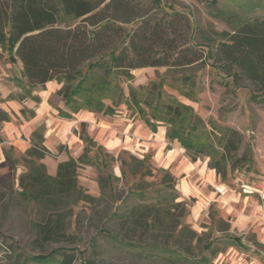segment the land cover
Masks as SVG:
<instances>
[{"label":"trees","instance_id":"obj_1","mask_svg":"<svg viewBox=\"0 0 264 264\" xmlns=\"http://www.w3.org/2000/svg\"><path fill=\"white\" fill-rule=\"evenodd\" d=\"M235 4L239 11L231 16L226 13L230 31L219 34V40L202 38L203 43H197L191 17L180 11H167L162 0L0 3V47L9 54L10 63L20 59L26 79L15 81L22 89L21 96L10 97L19 102L34 100L35 90L54 81L61 86L57 95L67 107L59 110L60 118L73 119L79 111L114 115L115 109L107 101L118 106L122 83L134 81V70L166 68L172 80L169 86L192 101L198 89L196 72H186L210 61L212 67L233 81L234 87H250L253 100L264 99V18L250 16L255 10L264 9V0H235ZM122 103L154 133L160 125L166 126L167 140L180 143L192 162L208 159L209 168L222 181L250 157L247 152L240 155L244 138L239 130L214 118L203 120L179 97L162 90L158 81L140 87L130 84L129 95ZM21 113L25 116L26 110ZM10 120L9 113L0 108V123ZM45 131L44 126L36 129L32 147L22 156L28 170L17 180L16 192H0V202H8L4 208L9 209L17 198L33 205L37 216L44 215L43 220L32 222L30 245L39 254L11 264H75L76 249L64 247L78 244L77 236L71 232L75 208L82 203L95 211L103 202L109 222H117L122 234L126 231L129 236L142 230L152 235L153 243L143 247L141 253H150L163 264H213L207 258L198 260L193 256L194 243L199 246L203 239L181 221L189 212L188 205L177 202L180 197L170 172L165 173L160 187L145 189L148 184L141 180L137 193L120 200L112 185L118 178L97 164L101 197H93L79 185L78 170L82 165H93L88 154L96 142L82 137L86 149L81 158L59 164L58 174L49 176L41 162L50 155L43 144ZM4 154L9 169L15 171L13 152L5 150ZM146 165L145 161L130 157L131 175L145 173L151 177L152 169ZM148 194H154L151 198L157 201L151 206L145 204ZM174 210L181 211V215L177 216ZM107 236L123 247H132L126 237L111 233ZM162 237L165 243L159 241ZM240 242V238H228L229 246ZM54 244L59 247L49 251ZM212 245L204 249L209 250Z\"/></svg>","mask_w":264,"mask_h":264},{"label":"rangeland","instance_id":"obj_2","mask_svg":"<svg viewBox=\"0 0 264 264\" xmlns=\"http://www.w3.org/2000/svg\"><path fill=\"white\" fill-rule=\"evenodd\" d=\"M9 1L0 0V3L5 4ZM162 6L167 11L176 10L191 17L195 25L197 43H203L202 38L210 41L219 40V34L224 31H230L226 13L231 16L234 12L239 11L235 0H162ZM250 16L264 18V9L255 10ZM19 60L17 59L15 64H11L9 54L3 52L0 47V65L4 66L6 62L12 65L13 68H8L9 71L12 70L9 74L12 82L19 78L26 82L22 70H19ZM191 72H196V82L198 84L196 98L192 99V101L181 97L178 92L169 86L172 80L168 76V69L148 68L134 70V81L132 83L126 81L122 83L119 104L117 107L113 105L115 109L114 115L119 116L117 112L124 111L125 107L127 108L122 103V100L129 95L130 84L140 87L148 86L152 80L158 81V83H161L162 90L179 97L203 120L207 121L209 118H214L220 124L228 125L241 132L244 138V145L240 155L247 152L250 157L246 164H243L237 171H230L225 180L222 181L218 177L219 182L233 191L239 189L242 191L245 189L244 186H251L254 188L253 192L256 199L262 201L261 196H264V99L253 100L250 87H234L233 81L226 77L223 72L212 67L210 61L186 73ZM10 96L19 98L21 93L16 96L14 94ZM10 96L9 98H11ZM34 100L37 101L38 99L35 97ZM27 112L26 110V114ZM127 113L130 119L135 118V116L140 118L129 111ZM83 135L81 138L85 137V134ZM95 147L93 146V148ZM8 150L14 151L13 148ZM16 154L18 153L16 152ZM130 157L132 156L124 154L120 155L119 158L107 155L106 160H104V162L106 161L105 163L94 161L91 166L83 165L87 166L83 168L86 172L79 171V177L87 178V180L84 178L79 179L78 177V181L90 185V180L95 179L98 183L100 171L97 169V164L104 165L105 171L113 172L111 166L113 162L117 161L123 170L122 177L116 179L112 184L118 199L123 200L129 193H137V183L141 180H145L148 184L144 187L145 189L151 188L152 191L160 187L162 184L161 180L168 171L160 172L152 165L149 166L147 164L146 166H149L153 172L151 177L146 176L145 173L133 176L129 170ZM88 158L91 162L93 161L89 155ZM188 159L191 161L189 157ZM17 161L19 162V160ZM203 161L208 163V159L198 160V162ZM19 178L20 176L16 171L11 172L8 169L7 172L1 169L0 166V192L7 194L11 191L16 192ZM175 187L179 194L176 181ZM84 188L93 197H101V190L98 193H92L91 189ZM152 195L154 194H148L145 200V204L148 206L157 202L151 198ZM179 197L180 199L177 202L184 201L180 195ZM12 202L13 204L9 206V209L4 208L8 203L7 199L3 203L0 202V264H11L18 259L25 261V258L39 254V251H34L30 245L33 238L32 222L43 220L44 215L37 216L34 213L33 205L28 202H21L17 198ZM194 202V199L184 201L188 205L187 211L189 212L182 217L181 221L191 226L203 239L199 246H195L196 243L193 245L192 252L196 259L207 258L213 264H246L247 261L256 257L261 264H264V246L256 235L251 232L239 233V235L231 233L230 224L218 219L214 210L210 209L208 216L197 221L196 224L190 222L191 208L194 206ZM129 203L135 204L136 202L129 201ZM105 208L106 203L104 202L95 211L89 205L82 203L75 208L76 216L73 218L71 232L77 236L78 244L64 245L66 248L76 249L78 261L75 264H163L159 262L156 256L152 257L148 252L141 253L143 247H148L149 244L153 243L154 238L151 234H144L142 230H139L136 234L129 233V236H126V231L122 234L117 222H109L110 218L106 216ZM98 211L101 213L97 214ZM174 212H176L177 216L181 215V211L174 210ZM110 233L119 234L120 238L126 237V241L132 247H123L120 244L121 242L119 243V241L107 236ZM229 237L240 238V244L234 243V245L229 246ZM159 241L161 243L166 242L164 237L159 238ZM210 243H213L211 249H204ZM58 247L57 244H54L49 248V251ZM213 251H216V253ZM149 256L150 258L147 259L146 257Z\"/></svg>","mask_w":264,"mask_h":264},{"label":"crops","instance_id":"obj_3","mask_svg":"<svg viewBox=\"0 0 264 264\" xmlns=\"http://www.w3.org/2000/svg\"><path fill=\"white\" fill-rule=\"evenodd\" d=\"M19 62V70H23L22 62ZM11 64L6 62L4 66L0 65V107L11 116L10 121L0 124V137L3 140L0 143L1 169L8 172L4 151L13 148L16 173L21 176L26 172L28 168L22 156L32 147L31 140L36 129L44 126L43 144L50 155L41 162L46 166L49 176H56L59 164L71 159L79 160L84 154L86 144L81 136L85 134L97 144L88 154L93 159L92 163H105L107 155L119 158L124 154L137 157L160 172L167 170L178 183L182 199L195 200L190 222L196 224L208 216L212 209L218 219L230 224L231 233H254L264 246V196H261L262 201L257 200L253 187L244 186L242 191H233L221 185L216 171L209 168L207 162L190 161L180 143L167 140L166 126L161 125L154 133L140 118L135 116L130 119L125 106L124 111L117 112L119 116L79 111L73 119H62L58 114L59 110L67 109L66 102L57 95L61 86L54 81L34 91L32 98L36 97L37 101L28 98L19 102L9 98L12 94L16 96L22 92L10 80L12 70L8 68H13ZM107 105L113 107L111 101H107ZM23 109L28 111L26 116L21 113ZM87 166L82 165L78 171L86 172L83 168ZM111 167L113 175L121 178L123 170L119 163L113 162ZM90 183L80 181L79 185L91 189L92 193H98L100 188L97 180L92 179ZM246 264L261 263L254 257Z\"/></svg>","mask_w":264,"mask_h":264}]
</instances>
